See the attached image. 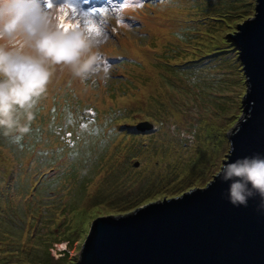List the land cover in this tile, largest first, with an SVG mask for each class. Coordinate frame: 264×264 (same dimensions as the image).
<instances>
[{"label":"rangeland","instance_id":"obj_1","mask_svg":"<svg viewBox=\"0 0 264 264\" xmlns=\"http://www.w3.org/2000/svg\"><path fill=\"white\" fill-rule=\"evenodd\" d=\"M95 1L55 42L40 2L0 0V264H81L99 217L205 187L244 118L256 0Z\"/></svg>","mask_w":264,"mask_h":264},{"label":"water","instance_id":"obj_2","mask_svg":"<svg viewBox=\"0 0 264 264\" xmlns=\"http://www.w3.org/2000/svg\"><path fill=\"white\" fill-rule=\"evenodd\" d=\"M256 1L233 37L247 93L221 171L180 197L99 217L81 264H264V0Z\"/></svg>","mask_w":264,"mask_h":264},{"label":"clouds","instance_id":"obj_3","mask_svg":"<svg viewBox=\"0 0 264 264\" xmlns=\"http://www.w3.org/2000/svg\"><path fill=\"white\" fill-rule=\"evenodd\" d=\"M12 1H15V0H12ZM20 1L28 2V3L32 4L33 6H34V4L31 1L40 2L39 3V7H42L44 10H47L49 12L48 18H50L52 20V23H53V21H55L54 27H55V24H56V21H57L56 17L58 15V8L59 7H63L65 5L68 6L70 8L71 12H72V20H74V21L77 20L80 23L81 22L80 18L89 16V13L91 12L89 8L93 7L94 6L93 4L96 3L95 0H91V4L89 6L79 5V6H76V7H71L69 4H67V0H20ZM123 1H124L125 5H127V4H129L131 2V0H123ZM15 6H16V8L18 7L17 4ZM26 15L27 14L24 13L23 15H20V16L25 18ZM1 17L2 16H0V20H1ZM6 23L7 22H0V27H3ZM36 23L38 24L37 26L40 29H42V27H41L42 24H46V22H44V21H43V23H42V21H37ZM79 26H80V24H79ZM9 30L10 29L8 28L7 31H6V35L9 34L8 33ZM80 33H81V28H80V31L77 34V36H71V39L72 40H76V41L84 40L85 37L84 38L83 37H79ZM86 42H88V39L85 40V42L82 41L80 43H78V42L75 43L73 41V43H75V45H77L78 47L81 44H84V43L87 44ZM68 44H70V43H68ZM53 48H54V45L49 49V53L50 54H51Z\"/></svg>","mask_w":264,"mask_h":264},{"label":"bare ground","instance_id":"obj_4","mask_svg":"<svg viewBox=\"0 0 264 264\" xmlns=\"http://www.w3.org/2000/svg\"><path fill=\"white\" fill-rule=\"evenodd\" d=\"M4 3L6 5H2L3 9L8 8L9 7V2L8 1H4ZM94 5V4H93ZM6 14L3 13V16L1 17L0 22H5L6 21ZM57 21L55 24V27L52 28L51 34L54 37V41L58 42L60 39V36L62 35H75L77 36V34L80 31V26H79V22L77 20H72V12L70 10V8L68 6H63V7H59L58 8V15L56 17ZM43 30H46V27H44V25H41ZM11 30L8 31V33H10ZM21 31H24L23 29ZM25 36V34H24ZM79 37H85L82 32L79 34ZM26 264H31L30 262L26 263Z\"/></svg>","mask_w":264,"mask_h":264},{"label":"trees","instance_id":"obj_5","mask_svg":"<svg viewBox=\"0 0 264 264\" xmlns=\"http://www.w3.org/2000/svg\"><path fill=\"white\" fill-rule=\"evenodd\" d=\"M249 16V15H248Z\"/></svg>","mask_w":264,"mask_h":264}]
</instances>
